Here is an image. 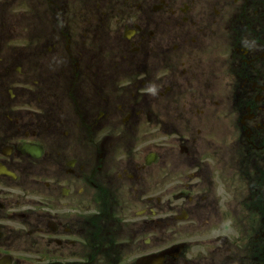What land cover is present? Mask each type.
Listing matches in <instances>:
<instances>
[{"label": "flooded vegetation", "instance_id": "1", "mask_svg": "<svg viewBox=\"0 0 264 264\" xmlns=\"http://www.w3.org/2000/svg\"><path fill=\"white\" fill-rule=\"evenodd\" d=\"M0 264H264V0H0Z\"/></svg>", "mask_w": 264, "mask_h": 264}, {"label": "rangeland", "instance_id": "2", "mask_svg": "<svg viewBox=\"0 0 264 264\" xmlns=\"http://www.w3.org/2000/svg\"><path fill=\"white\" fill-rule=\"evenodd\" d=\"M220 166H221V164H220ZM218 167H219V166H216V165H215V169H214L215 181H216V183H217L216 188L222 190L224 187H231V185L227 186L228 180H227L226 178H220V179L216 180V176H220V175H219L220 172L218 173ZM229 171H231V169H230ZM232 176H234V177H236V178L238 179L239 174H238V172H234V174H233ZM221 180H222V181H221ZM222 182H223V184H222ZM231 182H232V181H231ZM234 187L236 188L237 185L232 186V189H234ZM216 198L218 199L219 202H221L222 200H226L227 198H229V195L227 194V192L221 191L220 193H218V194L216 195ZM215 229H216V228H215ZM215 229L212 230L211 234L214 233Z\"/></svg>", "mask_w": 264, "mask_h": 264}, {"label": "clouds", "instance_id": "3", "mask_svg": "<svg viewBox=\"0 0 264 264\" xmlns=\"http://www.w3.org/2000/svg\"><path fill=\"white\" fill-rule=\"evenodd\" d=\"M245 47H251L247 42H245ZM147 91H149L150 93H152L153 95H155L156 94V91H157V88H156V86L155 85H152V86H150L148 89H147Z\"/></svg>", "mask_w": 264, "mask_h": 264}]
</instances>
